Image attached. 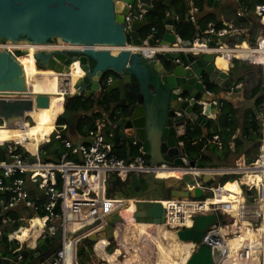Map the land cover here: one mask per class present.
Returning a JSON list of instances; mask_svg holds the SVG:
<instances>
[{"label":"water","instance_id":"water-1","mask_svg":"<svg viewBox=\"0 0 264 264\" xmlns=\"http://www.w3.org/2000/svg\"><path fill=\"white\" fill-rule=\"evenodd\" d=\"M172 1L0 0V43L27 40L46 44L54 40L56 43L65 41L83 44V50L37 53L38 68L56 70L67 75L73 62L79 61L84 72V76L80 77L75 85V93L79 96L100 93L103 79L107 73L112 72L116 77L112 78L107 91L120 92L119 106L126 103V86L135 81L138 85L135 106L129 115H122L111 127L119 130V136L123 140L142 148L152 167L163 163L175 166H203L186 155L182 137L186 133L188 123L205 128L208 125V116L217 117L221 97L219 94H209L208 88L211 84L221 88L231 87L228 73L215 68L212 54L201 53L196 56L182 53L176 56L166 52L161 55L167 60L164 63L158 53L150 59L142 51L125 48V45H144L139 32L146 26L145 21L135 20L128 32L125 29V16L131 12V8L139 4L149 11L154 2H159L168 5L170 14L175 16ZM206 1L211 7L220 4V0ZM177 23L176 18L166 21L161 45L177 43ZM178 43L182 46L191 45V41L185 42L182 39H178ZM94 44L121 48L117 55H113L109 49H93ZM148 44L153 46V40H149ZM211 45L214 46L215 43L212 42ZM25 52L26 50L18 49L0 50V91H4L1 94L3 97H0V124L4 126L16 127L18 122L21 124L27 118L26 112L31 111L33 107L31 97L17 94L20 91H28L22 67L15 60ZM204 75L207 77L204 78ZM88 86L90 90H87ZM72 95L65 93L63 111L56 120H66L69 132L75 133L83 114L67 110L66 100ZM35 103L39 108L48 107L49 97L44 94L37 95ZM203 104L205 109L204 114H201ZM0 151H6L5 143H0ZM197 180L200 185H204L215 178L203 175ZM115 196L134 200V211L129 212L132 205L126 203L109 217L102 235L108 240L114 237L117 223L165 224L166 212L161 204L162 200L176 197L201 198L203 191L191 175L175 178L150 172L131 177ZM193 221L192 226L177 230L181 241L194 244L186 264H219L226 252V242L219 230L229 224L225 215H197L193 217ZM60 239L61 233L58 231L54 236L39 241L38 249L22 251V255L28 256L26 264H30L33 257L41 253H45L46 259L49 258L59 249ZM97 239L96 234L87 238L93 243ZM12 260H15L13 254L0 253V264H14Z\"/></svg>","mask_w":264,"mask_h":264},{"label":"built area","instance_id":"built-area-1","mask_svg":"<svg viewBox=\"0 0 264 264\" xmlns=\"http://www.w3.org/2000/svg\"><path fill=\"white\" fill-rule=\"evenodd\" d=\"M197 13L198 9L194 1L190 0L187 19L196 27L195 36L190 46L183 47L174 44L168 46V49H160L159 47L164 46L159 45V47L154 49L153 55L150 57H153L155 52H185L192 53L193 55L212 53L214 56H217L216 58L222 56L228 62L234 58L247 60L236 55L238 50L243 49L240 44H236L237 41L233 44L221 41V38L231 32L239 36L248 35L247 28L229 24L222 29H216L213 23H209L205 29L201 30L198 24ZM255 13L260 17V21L264 26V4L257 6ZM145 14L146 10L141 6L131 8V12L125 16V29L129 30L131 23L135 20H144ZM237 15L240 17L243 15V12L239 11ZM151 32L153 35L155 28H152ZM152 35H149L148 38H152ZM176 38H179L178 34ZM212 42L215 43L214 46L211 45ZM252 63L260 64L256 61H252ZM262 66L264 71V65L262 64ZM262 114L264 117V103ZM212 141L218 142L219 136H214ZM63 142L67 151L62 155L59 162H43L38 154L34 161L29 162L16 153V148L19 144L5 142L8 156L7 159L0 161V193H8L9 195L6 201H2L5 208L3 209L4 211L0 210V217H3L2 222L13 225L15 222L24 221L25 218L17 219L11 215L3 216L6 213V209L14 208L21 204L36 215L41 211L44 212V216L37 218L42 222V225H38L35 229L31 230L28 239L21 240L19 235L23 234L22 229L32 226L33 219L30 218L27 221L28 226H20L9 235V240L15 241L19 245L13 252L15 260H12V262L14 264H24L25 258L21 254L22 251L25 249H36L39 241H44L58 231L61 233L59 249L47 258L46 261L38 264H81L78 256L79 247L91 234H96L98 238L102 237L109 217L124 205L109 201L110 198H114L107 195V180L109 175H120L123 178L150 172L165 175L169 173L168 176L175 178L191 175L196 180V185L201 187L203 195L207 194L210 197H177L162 200L161 204L166 212L164 225L173 231L185 227L187 217L193 219L194 216L211 213H221L229 216L233 219L232 223H236V217L233 215L235 202L219 201V191L214 185H200L197 180L199 176L211 175L216 178L236 175L237 178H235L234 182H237L244 175L261 173V181L264 182V137L260 145L259 154L254 161L248 164L238 163L237 161L234 166L218 167L198 166L196 164L175 166L170 163H163L152 167L149 165L142 148L139 149V154L133 160L124 161L115 156L113 144L108 142L99 130L95 131L88 143L74 145L68 140H64ZM70 156H76L78 160L71 159L69 158ZM28 185H31L34 190L43 193V202L37 203L36 200L31 198ZM240 187L242 195H245L244 202L239 208L240 219H248L253 223L254 228L257 229L264 223V212L259 207V191L254 183H241ZM184 199L189 200L191 205H185ZM213 199L214 201L209 204L208 208L204 207L202 211L200 205ZM248 200H250L249 203H253L252 207H249ZM164 202L167 204L165 205ZM79 223H87V225L78 227L77 224ZM238 229L240 230V226ZM34 230H36V233ZM111 240L117 242L116 238H112L108 240V246H110ZM117 246L122 247L121 244H117ZM92 249L95 253L93 256L98 261L96 263L93 262V256L90 255V260L87 263L100 264L99 261H105L104 258L98 259L99 257L94 249V245ZM2 252L0 249V253ZM252 252V245L246 242L240 247L238 258L250 262ZM127 255L124 252L118 258L122 257L124 260L127 258ZM119 259L116 261L117 264L120 263ZM106 264H109L108 261ZM260 264H264V258Z\"/></svg>","mask_w":264,"mask_h":264},{"label":"trees","instance_id":"trees-1","mask_svg":"<svg viewBox=\"0 0 264 264\" xmlns=\"http://www.w3.org/2000/svg\"><path fill=\"white\" fill-rule=\"evenodd\" d=\"M195 6L198 9V24L201 30L205 29L208 23H213L216 29L224 28L219 16L215 14L214 11H208V4L206 0H193ZM189 0H173L172 6L175 10L176 16L178 17L177 29L180 38L183 41H190L194 38L196 27L187 20V15L189 11L188 7ZM264 0H238L235 4V9H240L246 11V17H238V26H246L252 23V29L255 28L253 25L254 15L252 14L256 6L263 5ZM170 7L163 3L154 2L152 8L145 14L146 26L142 28L139 32L142 40H145L151 33V29L155 28L156 31L153 33V40L158 42L162 39L166 26L165 23L170 19ZM242 48H247L248 44L243 43ZM32 58V56H28ZM164 63L167 60L161 57ZM259 61V60H258ZM234 65L241 63V61L234 59ZM94 65V62H92ZM242 67H245L242 64ZM235 67L233 69V74ZM36 75H42L41 73H35ZM109 76H115L114 73H107L103 79L102 91L96 96H74L67 98L66 108L72 113L82 112L84 115L79 119L77 124L76 133L82 138L89 139L95 133L97 129V123L101 120H105V128L103 133L108 142H111L114 146L115 154L125 160L132 159L138 155V148L133 144L128 143L119 136V130L117 128H112L111 125L116 124L120 117L127 116L131 112L132 108L136 104L138 85L134 81L133 84L126 86V103L123 106H119L118 103L121 102L120 92L118 90H113L111 92L107 91L105 85L106 78ZM207 76L204 75V78ZM241 80V79H239ZM237 82H235V85ZM218 87L214 84L209 86V89L216 92ZM219 88V87H218ZM227 91L229 89H226ZM226 90H223L226 92ZM263 78H258L257 85L251 89L250 98L254 100V105L251 109H247L242 118L239 116V111L233 107L228 98L222 97V105L219 110L218 122L221 124L219 126H213L215 124L214 120H209L205 133H203L202 127L188 123L186 125V133L182 137L184 142L186 155L191 157L192 161L195 163H202L203 166L218 167V166H234L239 159L238 157L242 154V150L249 152L252 149H258L261 139L263 136V121H262V108L264 103L263 97ZM99 108L97 112L95 109ZM102 113H106L104 115ZM32 118V117H31ZM33 124L25 122V128L27 131L36 138H47L51 135L54 130V123H51V128L49 130L44 129V125L49 120L45 113L39 114L36 118H32ZM11 127L7 125L4 126L0 124V143L8 142V131ZM56 132L52 134L50 143H46L40 147V158L44 162H59L62 155L65 152V147L63 144V139L70 138L69 127L66 120L59 118L56 123ZM239 131V133H236ZM215 135L219 136L218 142H211ZM210 141V143H209ZM231 142H234L235 147L232 149L230 147ZM41 143V142H40ZM41 145V144H40ZM17 154L21 155L24 159L31 162L33 157L27 153L23 148H17ZM29 151V150H28ZM258 152V151H257ZM256 152V154H257ZM245 155L248 153H244ZM7 153L0 151V161L7 159ZM71 159L78 158L76 156ZM252 161V160H251ZM250 163V162H248ZM247 163V164H248ZM232 176L217 177L215 181H210L208 185H214L219 191V197L230 198L226 195V190L228 185L232 183ZM120 182V181H119ZM115 184V183H113ZM3 201L8 198V193H0ZM34 194L38 196L36 199L37 203L44 201V195L42 192L35 191ZM210 197V195H203V198ZM237 199V198H236ZM236 199H233L236 201ZM2 202V201H1ZM1 210V207H0ZM13 212H6L3 216L11 215ZM40 214H43L42 211ZM228 216H225L227 218ZM2 218L0 217V224H2ZM15 218V217H14ZM42 225V222L38 219L32 220V226L29 228L22 229L23 234L19 235L21 240L28 239L30 236V231L35 229L36 226ZM20 226H23L20 221L15 222L7 227H4L2 235H0V243L2 245L1 251L4 253L12 254L19 246L16 242L9 240L8 236L11 235ZM36 233V230H34ZM85 242V245H84ZM83 244L78 249V256L80 263L86 264L90 260V255L93 251V242L85 240ZM98 241H96L97 243ZM103 245L107 242L102 243ZM94 249L104 251V247L101 245H94ZM42 261H39L41 263ZM26 264V262H24Z\"/></svg>","mask_w":264,"mask_h":264},{"label":"bare ground","instance_id":"bare-ground-1","mask_svg":"<svg viewBox=\"0 0 264 264\" xmlns=\"http://www.w3.org/2000/svg\"><path fill=\"white\" fill-rule=\"evenodd\" d=\"M164 47H159L160 49H168V45H163ZM121 47H112V46H106L103 44H94L93 49L95 50H103V49H109L111 50L113 55H117L120 51ZM125 48L130 49L132 48L135 51H143L146 55L149 57L153 55L154 48L147 47L144 48L141 45H125ZM8 49L9 51H12L14 49H18L20 51H25V53H22L15 58V60L21 65L22 70H23V75L26 79V84H27V92L20 91L17 92L18 95L24 97H31L33 99V107L31 111L26 112L27 117L30 116L32 118H36L39 114L45 113L46 117L49 119L48 122L44 125V129L46 127H49V122L55 121L59 114L63 111V104H64V96L66 92L73 93L75 91V85L80 77L84 76V72L82 75L80 74H75L73 72V68L75 67V63H79V61H74L73 64L71 65V70L69 74H63L60 71L56 70H50V69H39L37 65V59H36V54L37 53H53L57 51H64V50H83L84 45L83 44H74L71 42H61V43H33L27 40H22V41H17V42H9L5 44L0 43V50ZM254 54H257V59L259 60V63L264 65V36L259 38V46L257 48H246L244 50L240 49L237 51V56L238 57H243L244 59L252 61L254 59ZM26 56H32V58H35L36 63L32 64V58L29 59L31 61V64L29 65V60L26 58ZM220 63L226 64L227 60H225L224 57L219 56L218 57ZM37 65V68L35 66ZM80 65V63H79ZM216 65L218 66V63L216 61ZM81 67V66H80ZM83 71V69H82ZM35 73H41L42 75H36ZM52 73L54 75L52 76ZM75 75V77H74ZM67 86V89L64 87ZM90 90V87L89 89ZM4 91H0V97H3L1 95ZM7 93H10V91H5ZM47 95L49 97V106L48 107H36L35 99L37 95ZM87 96V95H84ZM79 113V112H78ZM27 119V118H26ZM26 119L20 124L18 122L16 127H11V129L8 131V137L11 139V141L8 142H13L17 143L19 145H22L25 147L27 150H29L31 153H36L37 149L40 147V142H41V137L36 138L33 137L25 128V122ZM20 124V125H19ZM55 125V124H54ZM2 126V125H1ZM55 129V126H54ZM46 130V129H45ZM54 131V130H53ZM161 174V173H159ZM169 175V173H166ZM166 177H172L168 176L165 174H162ZM251 175H261V173H252ZM243 177H241L242 179ZM245 180L247 183H249L250 179L249 177H245ZM261 180H262V175H261ZM238 182V181H237ZM235 182L232 183L231 187L226 191V195L228 197L231 196V194L234 195L236 194V187H235ZM241 185V183H239ZM259 191V207L260 209L264 212V182L261 181L260 188H257ZM177 198V197H176ZM219 201L221 202H232L234 201L232 198H226V197H219ZM235 199V198H234ZM110 202L114 203H120V204H126V203H131L132 207H130L129 212L134 211V200H129V199H122L116 196L114 198H110ZM213 200H208L207 203H212ZM183 202L188 205H191L190 201L187 199L183 200ZM235 202V201H234ZM166 205L167 203L164 202ZM200 207L202 208V211L204 210V207L207 208L205 204H201ZM240 203L235 202L234 203V212L233 215L236 217V223L230 224L229 228L233 232V234L228 236V238H231L230 240L233 244L234 249L237 252L238 256V251L240 247L245 244L246 242L250 243L253 247V252H252V259L250 262L244 261L239 259L238 257H234L232 254L229 253V251H226L225 255L226 258L229 259V264H260L262 259L264 258V238H263V230L260 228V226L256 229L254 226L247 221H243L240 219ZM186 211V209H184ZM188 220V219H187ZM264 222V220H263ZM194 223L193 219L190 218L188 222L185 221L186 226H192ZM83 225H87V223H79L77 224L78 227H82ZM241 227V231L237 232L236 229L237 227ZM263 229H264V223L262 224ZM224 227V226H223ZM220 227V232L222 231ZM125 230L124 231V226L121 225L120 223L116 224V227L114 229L113 238H116V240L119 242L118 244H121L122 247H118L117 252H121L122 254L125 252L130 256V251L127 249L125 244L130 241L131 237H134L135 235L139 233H153L160 235L162 237H166L168 242H169V249L170 250H175V247H177V252L181 254L184 260V264L187 263L191 253H192V248H193V243H186L180 240L177 231H165L164 225L163 224H153V223H146V222H132L131 224H125ZM170 230V229H169ZM124 231V232H123ZM131 231V232H129ZM230 231L227 230V233ZM55 235V234H54ZM53 235V236H54ZM52 237V236H50ZM223 237V236H222ZM224 239V237H223ZM96 245L101 244L102 247H105L108 245V239L106 237H99L97 239ZM107 242V244L103 245L102 243ZM39 243L38 247L39 248ZM33 249V250H36ZM97 250V249H95ZM227 250V247H226ZM187 254V255H186ZM40 255V254H39ZM39 255H36L33 257L32 261ZM186 255V257H184ZM224 255V256H225ZM127 256V257H128ZM224 256L221 258L219 264L221 263L222 259ZM237 261H234L235 259ZM46 261V260H45Z\"/></svg>","mask_w":264,"mask_h":264},{"label":"crops","instance_id":"crops-1","mask_svg":"<svg viewBox=\"0 0 264 264\" xmlns=\"http://www.w3.org/2000/svg\"><path fill=\"white\" fill-rule=\"evenodd\" d=\"M237 1L238 0H223V1H221V3L217 7L208 6V11H214L215 14L217 16H219V18H220L222 24L224 25V27H227L229 24H232V25H235V26L238 27V25H240L241 23H238V21H239V18L237 16V12L238 11L235 9V4H236ZM242 16H244V14ZM174 17L175 16L170 15V18H174ZM176 18H177V16H176ZM197 19H198V16H197ZM255 22H256V19H255ZM243 28H247L248 29V33H250L251 28H252V23H249L248 25H246ZM241 37H243V36H239L237 34H234V32H231L227 36L221 38V41H224V42L229 43V44H233L236 41H239ZM247 38L250 39V35H247ZM248 48H251V47H248ZM244 49H246V48H243L242 50H244ZM256 56H257V54H254V59L252 61H256V62L259 63V61H258ZM242 64H243V66L247 65L244 62H241V63H239L237 65H234V63H229L227 61L226 64H222V63L219 62L218 66H217L216 65V61H215V66H216V68L218 70L227 72L229 74L230 79H231L233 84H235V82H237L236 87H234V85H233V87L231 88L232 91L228 92L226 89H220L218 87H215L216 88V92H219L220 95L225 96V98H228L230 103L233 105V107H235L238 111H239L238 106H244L245 105L246 107H248L247 103H243L245 101V97H244V95L242 93V90H243L242 87H244L245 84H246L245 80H246L247 76H249L250 72H253V70H257V68H260L259 66L258 67L257 66H254V67L251 66V69L249 71H244V68L242 67ZM234 67H235V71H234V74H233ZM239 79H241V80H239ZM87 89H89V86L87 87ZM223 90H226V92H222ZM250 100L252 101L251 105L248 108H246L245 110L251 109L253 107L254 100L252 98H250ZM246 101H248V99H246ZM98 109L99 108H96L95 112H97ZM219 110L220 109L217 110V118L216 119H211V118L209 119V120H214L215 124H213V126L221 125L218 122ZM102 114H104V113H102ZM49 123H54L55 124V121L51 120V122H49ZM51 126L52 125L49 124V127H46L45 129L49 130L51 128ZM206 128L207 127H205V128L202 127L203 133H205L204 130H206ZM76 130H77V127H76ZM96 130L102 131L100 125H98ZM236 133H239V131H237ZM70 134H71L70 138H67V139L71 143H73L75 145L80 144V143L89 142L90 139H91V137L89 139L82 138V137L78 136V134L76 132L75 133L72 132ZM47 138H45V139L47 140ZM45 139L41 138V143H43ZM8 141H11V139L9 138ZM209 143H210V141H209ZM230 145H231V148L234 149V147H235L234 142H231ZM258 150H259V148L258 149L254 148V149L250 150L249 152L248 151L245 152V151L242 150L241 151L242 154H240V156L238 157L239 159L237 160L238 163L245 164L244 161H246V162L251 161L252 159H254L255 155L256 156L258 155V153H259V152H257ZM138 152H139V148H138ZM256 152H257V154H256ZM244 153H248V154L245 155ZM245 177H249V179H250L249 183L246 182ZM109 182L110 183H114L110 178H109ZM240 182L242 184L254 183L257 188H260L261 175H244L242 179H240V180H238V182L234 183L235 187H236V191H237L236 194L234 193V195H238V197H239V199L237 201H235V202H239L240 206H241V204L244 202V197L242 195V190H241V187H240V184H239ZM35 191L36 190H34L33 187H30L31 198L33 200H36L38 198V196L36 194H34ZM2 196L3 195L0 194V207H1V210L5 209L3 204H2V202H1V201H3ZM184 200H186V199H184ZM204 204L208 208L209 203H204ZM186 205H188V204H186ZM252 206L253 205H251V206L249 205V207H252ZM8 211L9 212H13L12 213L13 216L15 218H17V219L25 218V220L21 222L23 225H26L28 223L27 222L28 219L30 217H32L33 214H34L33 211L25 208L24 205H22V204L14 207V208L6 209V212H8ZM189 220H190V218L187 217L186 218V222H188ZM242 220L250 222L253 225V223L251 221H249L248 219H242ZM8 225H10V224L4 223V222L2 224H0V235H2L4 227H7ZM229 226L230 225H226L223 228H221L222 231L220 233L224 237V241L226 242V247H227L226 251H229V253L232 254L234 257H238L237 256V252L234 249L232 242L230 241L232 239L228 238V235H230V234H227V230L231 231V229H227V228H229ZM260 228L263 230V238H264L263 226L261 225ZM164 229H165V231H173L171 229L169 230L168 228H166L165 225H164ZM240 229H241V227H240ZM236 231L239 232L238 231V227H237ZM148 235H152V237H151L152 238V242L154 241L156 243V246H157L156 256L155 255L153 257L147 256V258L148 257L150 258V262H148V260L145 259L146 257L144 258L145 255L142 254V251H143L142 249L143 248L140 245L137 246L135 244L136 241L141 240V239H144L145 241H148V238H146V237H149ZM100 245L101 244H99V246ZM107 246L108 245H106L104 247V251L103 250L102 251L95 250L97 255H98V257H99V259L104 258V259H106V261H108L109 264H117L116 261L118 260V257L120 255H122V253L121 252H117L118 248L114 252L108 253L109 251L106 250ZM125 246L127 247V249L131 253H130V256H128L126 259H124L121 262L122 264H184L183 257H181L182 255L177 252V247H175L176 251L170 250L169 249V242H168L167 238L166 237H162V236L157 235V234H153V233H139V234L135 235L134 237H131L130 241L127 242V244H125ZM2 248L3 247H2V245L0 243V249H2ZM186 255L184 257H186ZM229 259L230 258H226V255H225L220 264H229ZM233 259H235V258H233ZM97 261H98L97 259H93V262L96 263ZM235 261H237V259H235ZM233 262H234V260H233ZM86 264H90V263H86ZM250 264H254V263H250Z\"/></svg>","mask_w":264,"mask_h":264},{"label":"rangeland","instance_id":"rangeland-1","mask_svg":"<svg viewBox=\"0 0 264 264\" xmlns=\"http://www.w3.org/2000/svg\"><path fill=\"white\" fill-rule=\"evenodd\" d=\"M257 20V19H256ZM263 21H264V19H263ZM253 25L255 26V28L254 29H251V31H250V39H249V42H248V44L251 46V47H254V46H256V44H257V38H258V34H259V32H260V27L258 28V26L255 24V19H253ZM253 31V32H252ZM128 32V31H127ZM50 43H56L54 40H52ZM258 44H259V42H258ZM249 47V46H248ZM247 47V48H248ZM26 58L28 59V56H26ZM29 60V59H28ZM32 60L34 61V63H36V61H35V58H32ZM217 61H219V59H217ZM38 63V62H37ZM31 64V61L29 60V65ZM246 64L247 65H244V67H245V69H244V71H249L250 69H251V66L252 67H254V66H257L258 67V65H255V64H250V63H247L246 62ZM38 65V64H37ZM37 65L35 64V66H36V68H37ZM73 72L75 73V74H80V75H82L83 74V71H82V69H81V67H80V65H79V63H75V67L73 68ZM263 71H262V68L260 67V68H257V70H253V72H250V74H249V76H247V78H246V80H245V82H246V84H245V86L244 87H242V93H243V95H244V97H245V101L243 102V103H247V105H248V107L251 105V100H250V94H251V90L250 89H252L257 83H258V78L259 77H262L263 78ZM54 75V73H52V76ZM74 77H75V75H74ZM263 82H264V79H263ZM65 89H67V86H65L64 87ZM75 92V91H74ZM73 92V93H74ZM246 99H248V101H246ZM236 104V103H235ZM248 107H246L245 105L244 106H238V108H239V116L242 118V116H243V114H244V112L246 111L245 109L246 108H248ZM26 122L27 123H29L30 125H32L33 124V120H32V118L30 117V116H28L27 117V119H26ZM105 133V132H104ZM50 137V136H49ZM47 138V140L45 139L44 140V142L43 143H41V145H40V147L41 146H43L44 144H46V143H50V141H51V138ZM20 147H22V146H20ZM40 147H39V149H40ZM18 150V149H17ZM17 152V151H16ZM259 154V153H258ZM19 155V154H18ZM21 156V155H20ZM258 156V155H257ZM256 155H255V157H254V159H252V161L253 160H255L256 159V157H257ZM22 157V156H21ZM23 158V157H22ZM24 159V158H23ZM25 160V159H24ZM248 161V160H247ZM248 162H251V161H248ZM248 162H246V161H244V163L245 164H247ZM109 178L115 183V184H113V183H110L109 182ZM235 178H237V176L236 175H234V176H232V179H233V181L235 180ZM108 184H107V187H108V193H107V195L108 196H113L115 193H117V191L121 188V187H123L124 185H126L127 183H128V180L126 179V178H123L122 176H120V175H118V176H116V175H109V177H108ZM120 181V182H119ZM232 181V182H233ZM114 185V186H113ZM231 185H232V183H230L229 185H228V188H227V190L231 187ZM29 186V188L31 187V185H28ZM232 199H236V201L239 199V197H238V195H233V194H231V196H230ZM243 197L245 198V195H243ZM250 202V200H248V204H250V205H253V203L251 202V203H249ZM226 220H227V222L228 223H231V224H233L232 222H233V219L231 218V217H227V218H225ZM124 231H126L125 230V226H124ZM123 231V232H124ZM238 231H241V229L239 230L238 229ZM129 232H131V231H129ZM227 234H230V235H228V236H230L231 237V235L233 234V232L232 231H230L229 233H227ZM234 235V234H233ZM147 236V235H146ZM149 237H146V238H148V241H145L144 239H141V240H138V241H136L135 242V244L137 245V246H141L142 248V254H144L145 256H144V258L145 259H147L148 260V262H150V258L148 257L147 258V256H151V257H153L154 255L156 256V250H157V246H156V243L153 241L152 242V235H148ZM154 237V236H153ZM111 242V244H110V246H108L107 247V251H109L108 253H111V252H114V250H115V248L117 247L118 248V246H117V244L119 243L118 241L116 242V241H113V240H111L110 241ZM84 245H85V242H84ZM93 245H95V244H93ZM93 254L95 255V253L92 251V253H91V255L93 256ZM150 254V255H149ZM128 256V255H127ZM93 259H95L94 258V256H93ZM99 259V258H98ZM119 259V258H118ZM119 261H120V263L119 264H122L121 262L123 261V258L121 257L120 259H119ZM235 261V260H234ZM100 262V264H106V259H105V261H99ZM83 264V263H82ZM85 264V263H84Z\"/></svg>","mask_w":264,"mask_h":264},{"label":"clouds","instance_id":"clouds-1","mask_svg":"<svg viewBox=\"0 0 264 264\" xmlns=\"http://www.w3.org/2000/svg\"><path fill=\"white\" fill-rule=\"evenodd\" d=\"M190 1V0H189ZM221 1H223V0H220V3H221ZM264 4V3H263ZM137 6H140L139 4H137L136 6H134L133 8H137ZM260 6V5H259ZM188 7H189V2H188ZM257 7V6H256ZM255 10H256V8H255ZM255 10H254V12L252 13L255 17V19H257L256 20V22H255V24L258 26V28L260 27V32H259V36H258V38H257V44H256V46H254V47H251L249 44H248V42H249V39L247 38V35H244L243 37H241L240 38V40L239 41H237L236 42V44L238 43V44H240V45H242L243 43H247L248 44V46L249 47H251V48H257V45H258V42H259V38L260 37H263L264 36V26L263 27H261V25H263L262 23H261V21H260V17L255 13ZM237 11L239 12V11H242L243 12V14H244V16H240L241 18L242 17H246L245 15V13H246V11H244V10H241V8L240 9H237ZM146 13H147V11H146ZM198 14V13H197ZM238 16V15H237ZM239 17V16H238ZM239 17V18H240ZM174 18H176V14H175V17ZM177 19V21H178V17L176 18ZM188 20V19H187ZM140 21H145V17H144V20H140ZM146 22V21H145ZM209 24V23H208ZM177 26V25H176ZM245 27V26H244ZM144 28V27H143ZM200 28V27H199ZM252 29V28H251ZM127 31V30H126ZM155 31H156V29H155ZM261 31H262V34H261ZM178 33H175V36L177 35ZM149 35H152V32L149 34ZM179 35V34H178ZM248 35H250V33H248ZM149 37V36H148ZM146 38L145 40H143V43H144V48H147V47H151V48H157V47H159V45L160 46H163V45H161L160 44V41L162 40H160V41H158V42H155L154 40H153V35H152V38ZM177 39V38H176ZM178 39H181L180 38V36H179V38ZM178 39H177V43H173V44H171V45H168V46H172V45H174V44H178V45H181V44H179L178 43ZM146 40H148L147 41V43H145V41ZM149 40H153V42H154V44H153V46H149ZM193 40V39H192ZM192 40H190L191 41V44H192ZM183 41V40H182ZM185 42H187V41H185ZM182 46V45H181ZM183 47H188V46H183ZM135 51V50H134ZM141 52V51H140ZM143 52V51H142ZM160 54V56L161 55H163L164 53H166V52H163V53H160V52H155V55L156 54ZM169 53H171V52H169ZM182 53H185V52H181V53H171V54H174V55H176V56H178V55H180V54H182ZM192 54V53H191ZM206 54H212V53H206ZM146 55V54H145ZM154 55V56H155ZM193 55V54H192ZM213 55V54H212ZM147 57H149L148 55H146ZM153 56V57H154ZM197 56V55H196ZM214 56V55H213ZM153 57H149L150 59L151 58H153ZM162 57V56H161ZM217 56H214V59H213V63H214V66H215V61H216V58ZM219 57V56H218ZM234 59H237V58H234ZM233 59V60H234ZM233 60H231L229 63H233ZM237 60H239V61H241V62H244V63H250V64H255V65H258L259 67H261L262 68V71H263V66H262V64H256V63H252V61H248V60H241V59H237ZM215 68H216V66H215ZM217 69V68H216ZM218 70V69H217ZM220 71V70H219ZM222 72H224V71H222ZM225 73H227V72H225ZM263 79H264V71H263ZM229 75V74H228ZM112 78H114L113 76H109V77H107L106 78V81H105V85H106V87L109 85V83L112 81ZM229 78H230V76H229ZM109 79H110V82H109ZM231 80V79H230ZM104 81V80H103ZM103 81H102V83H101V91H102V84H103ZM232 82V81H231ZM215 85V84H214ZM233 85H234V87H236V85L235 84H231V87H229V88H221L220 86H218V85H216V86H218L220 89H229L228 90V92L229 91H232L231 90V88L233 87ZM263 88H264V82H263ZM209 89V88H208ZM101 91H100V93H101ZM212 92V93H211ZM222 92H224V91H222ZM66 93H70V92H66ZM100 93H98V94H96V96H98ZM208 93L209 94H212V95H216V94H219L220 95V93L219 92H214V91H212V90H210L209 89V91H208ZM73 95H72V97H74V96H79V95H77L75 92L74 93H72ZM263 95H264V92H263ZM220 97H221V105H222V95H220ZM225 97V96H224ZM264 97V96H263ZM182 99H184V98H182ZM181 101H184V100H181ZM65 102V101H64ZM199 103V102H198ZM216 103V102H215ZM221 105H220V107H221ZM202 108H201V114H204V109H205V104H203L202 106H201ZM220 107L218 108V109H220ZM217 109V110H218ZM263 109V108H262ZM262 112V111H261ZM82 113V112H81ZM83 115H84V113H82ZM82 115V116H83ZM104 115H107L106 113H104ZM81 118V117H80ZM216 119V118H213V116L212 115H210V116H208V121H209V119ZM57 121L58 120H56V122H55V129H54V131L51 133V135H50V137L49 138H51V136H52V134H54L55 132H56V123H57ZM262 121H263V136H262V139H263V137H264V117H263V114H262ZM105 124H106V122H105V120L103 121V120H101L100 122H98L97 123V127H98V125H100V127H101V129H102V133H103V130H104V128H105ZM97 131V130H96ZM70 133V132H69ZM103 135H104V133H103ZM105 136V135H104ZM215 136H217V135H215ZM106 138V137H105ZM214 138V137H213ZM262 139H261V142H262ZM64 140H68V139H63V141ZM69 141V140H68ZM211 142H212V140H211ZM86 143H88V142H86ZM111 143V142H110ZM63 144H64V142H63ZM75 145V144H74ZM260 145H261V143H260ZM260 145H259V150H258V152L260 151ZM20 146H22V145H19L18 147H20ZM17 147V148H18ZM65 147V146H64ZM230 147H231V145H230ZM16 148V149H17ZM21 148H23L27 153H29L32 157H33V159H32V161H34L35 159H36V155L38 154L39 155V153H40V149L38 148L37 149V152L36 153H31L30 151H28L25 147H21ZM140 149V148H139ZM65 150H66V148H65ZM67 151V150H66ZM65 151V152H66ZM113 151H114V146H113ZM6 152V151H5ZM64 152V153H65ZM139 153V152H138ZM114 154H115V152H114ZM40 156V155H39ZM115 156H117L116 154H115ZM117 158H119L118 156H117ZM147 158V157H146ZM41 159V158H40ZM119 159H121V158H119ZM134 159V157L132 158V159H129V160H133ZM122 160H124V161H129L128 159L127 160H125V159H122ZM31 161V162H32ZM254 161V160H253ZM44 162V161H43ZM252 162V161H251ZM133 176H135V175H133ZM133 176H129V177H127L126 179L127 180H129L131 177H133ZM239 177V176H238ZM217 178V177H216ZM216 178H215V180H216ZM215 180H213V181H215ZM107 193H108V191H107ZM116 194V193H115ZM115 194L113 195V197L115 196ZM109 197H112V196H109ZM43 214H44V212H42ZM41 215L40 213L39 214H33V216L32 217H30V219H37L38 217H41V216H44V215ZM226 216V215H225ZM20 222H22V221H20ZM23 225V224H22ZM24 227H26V226H28V223L26 224V225H23ZM8 238H9V236H8ZM12 242H15V241H12ZM17 243V242H16ZM18 244V243H17ZM94 244V243H93ZM25 250H29V249H25ZM2 253H4V252H2ZM5 254H8V253H5ZM11 254V253H10ZM13 254V253H12ZM24 258H25V262H27V260H28V256H24ZM45 260H47L46 259V256H45V258H44V260L42 259V261H45ZM30 264H32V260H31V262H30ZM36 264V263H35ZM38 264V263H37Z\"/></svg>","mask_w":264,"mask_h":264},{"label":"flooded vegetation","instance_id":"flooded-vegetation-1","mask_svg":"<svg viewBox=\"0 0 264 264\" xmlns=\"http://www.w3.org/2000/svg\"><path fill=\"white\" fill-rule=\"evenodd\" d=\"M28 59H31V58H28ZM218 59V58H217ZM217 59H216V61H217ZM218 62V61H217ZM34 63V61H32V64ZM91 63H92V61H91ZM219 63V62H218ZM31 64V65H32ZM45 258V253H41L39 256H37L33 261H32V264H37V263H39V261H42V259H44Z\"/></svg>","mask_w":264,"mask_h":264}]
</instances>
